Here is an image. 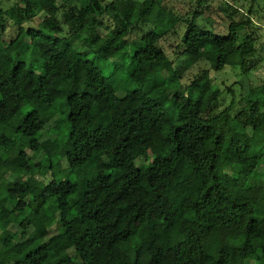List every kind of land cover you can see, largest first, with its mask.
I'll return each instance as SVG.
<instances>
[{
	"label": "trees",
	"instance_id": "trees-1",
	"mask_svg": "<svg viewBox=\"0 0 264 264\" xmlns=\"http://www.w3.org/2000/svg\"><path fill=\"white\" fill-rule=\"evenodd\" d=\"M218 1L15 0L0 9V126L34 101H64L69 128L65 142L45 145L33 110L13 130L21 147L0 132V170L10 174H0V264H264V85L239 101L228 87L221 111L208 96L219 90L211 71L253 70L259 0L246 13L237 0ZM112 15L127 25L109 24ZM224 15L227 32H216ZM8 21L19 32L4 44ZM172 36L183 62L167 78L174 91L153 85L157 75L119 96L121 80L75 48L112 54L116 74L169 59L162 43ZM204 60L210 69L184 85L182 73ZM67 145V178L57 179L54 158ZM13 225L24 230L19 245L7 234Z\"/></svg>",
	"mask_w": 264,
	"mask_h": 264
},
{
	"label": "rangeland",
	"instance_id": "rangeland-1",
	"mask_svg": "<svg viewBox=\"0 0 264 264\" xmlns=\"http://www.w3.org/2000/svg\"><path fill=\"white\" fill-rule=\"evenodd\" d=\"M15 0H0V9H8L13 5ZM173 2L178 9L181 8L182 5H186L185 3L188 2V0H180V3H177L179 0H173ZM184 1V2H182ZM218 0H210L209 3H213L217 5ZM239 3L238 5L242 8V10L246 13L248 11V8L250 7L251 0H237ZM258 14H255L253 16V19L256 23V29L258 30V42H257V49L258 52L256 55L252 56L250 58L251 60V65L253 66V70L251 71L249 77H243L241 75V72L238 70H232L230 68L219 72V73H214L211 71V77L213 80V83H215L218 87V91H210L208 93V96L211 100L217 99L218 100V110H223L226 108V106L230 103L231 101V95L228 93H225L224 91L228 87H232L234 90V93L236 95V99L239 101L241 98H246L249 90L251 88H257L258 90L264 85V0H259L258 1ZM49 11V10H47ZM46 15V12H40L37 14L35 17L34 21L30 24H26V28L30 27H37L39 23L43 20L44 16ZM181 15V13H180ZM110 20H107V22L111 25H114L115 23H119L123 26L127 25V22H125L120 16L118 15H112L109 17ZM216 18V19H215ZM214 19L216 20V24L214 26V29L216 32L220 33H226L227 28H228V20H225L226 17L225 15L221 18L216 16ZM261 25V26H260ZM7 29L4 34L3 38V43L7 44L11 42L18 34L19 32V27L15 25L14 23L8 21L7 24ZM207 29L211 30L213 29V26L210 24L205 26ZM145 30H148L149 27H142ZM104 34L105 31L103 32ZM140 35V34H139ZM178 36H172L171 39H166L163 43L162 46L168 53L169 59L165 60L161 64H149L145 66H138L137 64L133 65H125L120 72L115 74L116 68H115V63L117 61L113 58L112 54H109L107 58L105 57L104 59L98 58L95 54L89 53L87 54V48L85 46H78L76 43V49L84 55V57L88 60H91L94 62V64L100 68L104 75L113 77L115 76L116 78H119L121 82L124 84V86L118 91L119 96L125 95L127 91H131L134 89H141V90H146L149 86L146 88L141 85L144 81L145 78H152L154 76L159 75L154 82L152 83L153 85L155 83L161 84L162 82H166L165 86L169 87L170 85V91L175 90V82H170L168 83V77L172 78L174 75H176V71L178 72L180 69H182L183 62L182 60L178 57L177 54V44H178ZM211 67V64L208 61H201L197 65L193 66L190 69L185 70L182 73V78L181 82L184 85L190 84L191 81L197 76L202 74L204 71L209 70ZM133 76L137 81L138 85L133 84L129 82V75ZM238 83V84H235ZM140 84V85H139ZM242 87V88H241ZM226 102H224V100ZM36 110L38 113L41 115L43 121L45 122V128L44 131L41 133L42 135V142H45V145L49 143V140H53L54 138H57L60 140L62 143L65 142L66 138H69V128H68V122H67V110L65 107V102L61 101L58 103L57 107H49L46 104L39 102V101H34L31 104L26 105L20 113L9 123L8 126H0V132H5L9 137L15 139L16 134L13 133V130L19 126L24 117L31 111ZM223 117L230 119L229 115L224 114ZM17 144L21 145L24 144L22 141V138H16L15 139ZM25 147V146H24ZM23 147V148H24ZM69 148V145L65 146L59 154L54 158V164H55V175L57 179H63L67 178V174H65L64 168L67 167L66 161L64 160L65 153L67 149ZM22 149V148H21ZM158 150V147L155 148ZM27 154L29 157L34 155V152L29 150L28 148ZM11 158L14 159L17 163L22 164L24 163V159L21 158L18 155V152H11L10 154ZM44 153L41 152L38 154V156L35 158L34 163H38L43 160ZM147 154H145L141 160L139 159L136 164L137 166H141L144 162V159H146ZM32 164V165H33ZM261 173H264V163H262V166L260 167ZM0 174L2 176H5L6 178L10 177V174H8L7 170L1 169ZM52 175L48 174V176L45 178V182L43 184L48 183L52 179ZM71 180L76 181L77 177L75 176H70L69 177ZM38 181H39V176H38ZM8 213H5V216H7ZM26 213H24V216ZM32 231V229H30ZM57 230L54 228L52 230V233H56ZM7 234L13 237V245H19L21 241L23 240V235H24V230L20 228L19 226L13 225L11 228L7 231ZM70 255H74V251L70 252ZM77 264H80V261L75 259ZM246 264H254L253 262H247Z\"/></svg>",
	"mask_w": 264,
	"mask_h": 264
}]
</instances>
